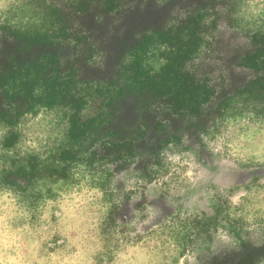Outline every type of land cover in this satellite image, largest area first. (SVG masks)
<instances>
[{
    "label": "trees",
    "instance_id": "16d2710c",
    "mask_svg": "<svg viewBox=\"0 0 264 264\" xmlns=\"http://www.w3.org/2000/svg\"><path fill=\"white\" fill-rule=\"evenodd\" d=\"M216 6V0H80L52 12L51 33L0 27V125L9 130L2 148L14 149L18 126L41 109H60L68 125L47 161L10 160L0 183L27 188L38 177L66 180L80 153L96 144L87 163L123 170L139 156L138 164H150L170 142L211 134L234 103L264 107V31L230 58L217 57V66L201 59L203 50L215 52L217 24L205 19ZM157 50L167 61L159 71L149 64ZM261 256L264 247L246 243L208 264H257Z\"/></svg>",
    "mask_w": 264,
    "mask_h": 264
},
{
    "label": "clouds",
    "instance_id": "9594fccd",
    "mask_svg": "<svg viewBox=\"0 0 264 264\" xmlns=\"http://www.w3.org/2000/svg\"><path fill=\"white\" fill-rule=\"evenodd\" d=\"M11 3L12 0H0V11ZM249 3L256 12L264 9V0H249ZM257 4L259 9L255 8ZM205 39L211 41L212 38L205 36ZM166 63L160 58L154 65L155 71ZM250 121H255V128L259 129L255 144L249 142V136L254 135L253 128L237 138L225 137L221 150H213L205 144L198 151H189L170 142L159 152V163L148 165L153 176L148 183V194L157 199L144 203L129 222L117 219L116 224L111 225L109 221L113 205H120L123 199L117 180L124 183V193L146 181L124 172L115 174L116 163L113 162L97 160L89 166L87 160L92 151L99 149V144L80 153L81 160L69 168L67 181L58 178L49 182L46 178H37L24 191L0 183V264H160L158 245L150 244L148 236L170 224L177 214L181 220L204 219L202 210L206 205L217 203L219 198L227 202V211L222 216L239 219L243 214L232 209L242 202L237 193L243 189L237 187V180L228 183L224 180L235 171L227 165L228 161L247 163L252 157L257 164L264 165V118L257 119L255 112H247L242 122L247 125ZM225 123L230 126L231 120ZM34 124L43 125L41 114L30 120L27 127L32 128ZM6 131L0 128V141ZM204 139L201 134V140ZM17 148L20 149L18 155L0 146V171L11 167L10 160L6 162L4 157L25 161L27 156L36 155L41 162L49 159V153L41 150L38 137L31 133ZM140 159L135 158L133 169ZM109 173L113 175L109 177ZM261 182L264 183V179ZM232 189L236 190L230 194ZM132 199L142 201L139 194ZM257 207L264 208V205ZM243 218L247 223L244 231L249 236L237 238L230 231L228 220L218 218L214 230L213 227L208 230L212 237L210 243L201 242L194 250L184 251L177 264H201L199 257L205 248L210 249V255H218L224 249L240 251L242 240L250 242L254 248L264 247L261 225L254 222L253 215ZM54 236L59 239L53 242ZM49 248L55 251L50 252ZM257 264H264V256Z\"/></svg>",
    "mask_w": 264,
    "mask_h": 264
},
{
    "label": "rangeland",
    "instance_id": "374dc122",
    "mask_svg": "<svg viewBox=\"0 0 264 264\" xmlns=\"http://www.w3.org/2000/svg\"><path fill=\"white\" fill-rule=\"evenodd\" d=\"M80 0H12L7 8L0 11V27H8L22 32H40L51 33L55 30L54 21L51 18L52 12L58 8L69 9L76 5ZM217 7L213 12H210V16L205 20L210 25L211 22H216L217 29L214 33V40L217 42L214 47L215 52L207 53V49L202 51L201 59H205V62L212 65H219V59H228L232 56V53L238 49H244L248 46L250 37L259 31H264V9H260L258 12L253 10V5L249 3V0H216ZM255 8H260V5H255ZM158 50L155 51V56L149 60V64L152 68L159 62L157 57ZM155 69V68H154ZM233 110L230 111L227 118L221 122V124L209 135L204 136L205 139L201 140V137L196 136L185 138L182 144L176 146L177 148H185L189 151H198L205 144L210 146L213 150H221L225 137L237 138L245 135L249 128L254 129V135L249 136V142L255 144L259 139V129L255 128V121H250L245 125L242 120L245 118L247 112H255L256 118H264V107L254 104L249 106L243 103H234ZM43 116V125H33L32 128H28L30 120L25 119L17 128L21 137L19 143H23L29 133L36 135L39 139V146L42 151L48 152L50 148L54 147L57 142L63 140L67 130V120L64 117V113L60 109L53 110H40L38 112ZM37 113V114H38ZM231 120L229 126L225 121ZM0 128L7 129L3 125ZM9 130L7 129L5 136H7ZM2 139V141H3ZM2 141H0V146ZM17 145L12 151L19 153ZM5 161L13 160L8 157H4ZM81 159L77 160L79 162ZM95 161V160H94ZM101 162V161H100ZM159 163V157L157 161L153 160L152 163ZM76 163V162H75ZM103 163V162H101ZM239 165H238V164ZM89 166L92 163H88ZM149 164H136L133 169L132 165L126 169L119 170L117 166L115 168V174L124 172L126 175L143 179L146 181L139 187L134 186L133 190L128 193L123 192L124 183L117 180V188L120 190V194L123 196L120 205L114 204L109 214V221L111 225H115L117 219H122L125 222L131 221L133 215L142 210L144 203H148L149 200H155L157 197H150L148 194V183L153 179L148 169ZM227 165L230 166L233 171L232 175L226 177L224 182L228 183L231 180H237V187H242L243 191L238 192L237 195L241 198L242 202L239 203V207H235L232 210L234 212H240L243 215L237 220H230L227 215H223L227 211L225 205L226 201H221L218 198V202L215 204L206 205L202 210L204 219H193L191 217L181 220L177 214L173 217L170 224L163 225L154 233H150L148 236V242L150 244L158 245L159 255L161 257L160 264H177L179 256L184 254L186 250H194L201 245V242H209L212 237L209 234V228H215L218 218L222 220H228L230 231L234 232L237 238L243 236H249L250 234L244 231L247 226L244 216L253 215L254 222L261 225V234L264 235V208L257 207V205H264V165L257 164L255 158L250 157L247 163H240L239 161H228ZM69 178V168L67 169ZM109 177L113 174L109 173ZM39 178V177H38ZM66 179V181L68 180ZM1 180V171H0ZM48 180V179H47ZM36 180L32 182L31 187ZM54 182L55 180H48ZM5 184V183H4ZM21 181L17 182L18 187H22ZM24 191L26 187H22ZM236 189L230 190L235 191ZM139 194L142 197V201L137 202L132 199L133 196ZM55 222V217L52 218ZM140 225H137L139 227ZM107 231V229H105ZM59 239L58 236L52 238L53 242ZM250 242L241 241L242 244ZM46 246V245H45ZM241 249V248H240ZM50 252L55 249L49 248ZM239 251H229L224 249L218 255H210V249L205 248L202 255L199 257L201 264H208L212 258L215 257H228L231 258ZM210 255V256H209Z\"/></svg>",
    "mask_w": 264,
    "mask_h": 264
}]
</instances>
